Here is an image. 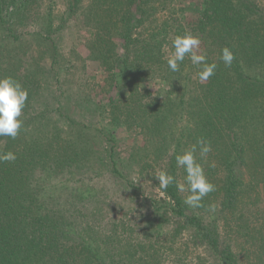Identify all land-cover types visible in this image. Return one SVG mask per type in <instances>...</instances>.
Returning a JSON list of instances; mask_svg holds the SVG:
<instances>
[{
  "label": "trees",
  "instance_id": "trees-1",
  "mask_svg": "<svg viewBox=\"0 0 264 264\" xmlns=\"http://www.w3.org/2000/svg\"><path fill=\"white\" fill-rule=\"evenodd\" d=\"M185 4L189 29L174 14ZM32 17L41 30L25 45L18 28ZM186 32L218 65L207 81L187 57L179 72L167 66ZM78 45L102 65L98 81ZM6 76L29 97L17 138L0 137V153L17 156L0 163V264H168L182 235L214 264H264V0H0ZM201 138L212 150L201 158L197 146V159L215 185L202 207L186 205L175 184L140 197L150 177L162 193L159 171L183 182L176 155ZM93 173L109 182L97 189L130 201V218L101 220L77 186ZM53 180L72 185L52 193Z\"/></svg>",
  "mask_w": 264,
  "mask_h": 264
},
{
  "label": "clouds",
  "instance_id": "clouds-1",
  "mask_svg": "<svg viewBox=\"0 0 264 264\" xmlns=\"http://www.w3.org/2000/svg\"><path fill=\"white\" fill-rule=\"evenodd\" d=\"M200 45V37L190 32L177 35L172 40L174 51L167 59L169 70L174 73L179 72L180 65L187 57L191 64L198 68L197 76L201 82L214 76L218 65L215 62L208 63L206 53L197 54ZM220 60L225 67H231L235 55L230 48L224 47L221 49ZM28 97V90L13 77L0 78V137L17 138L23 128L24 122L21 117L27 106ZM197 146H199L201 158L206 157L212 150L211 143L201 138L182 154L176 155L177 167L183 168L186 173L183 182L176 181L175 177L167 171H159L156 176L162 194L170 185L175 184L178 192L188 193L184 198V203L192 208L202 207L204 198L215 191V185L208 180L203 165L197 159ZM16 159L17 156L12 151L0 153V163L14 162ZM209 208L214 211L215 205H209Z\"/></svg>",
  "mask_w": 264,
  "mask_h": 264
},
{
  "label": "rangeland",
  "instance_id": "rangeland-1",
  "mask_svg": "<svg viewBox=\"0 0 264 264\" xmlns=\"http://www.w3.org/2000/svg\"><path fill=\"white\" fill-rule=\"evenodd\" d=\"M181 6V5H180ZM189 4H185L182 5L181 7L177 6L174 7V14H176V12H178L179 10L180 12V17L181 20L184 22V24L186 25L185 28H188V24H190L192 22V18L190 17V12H189ZM188 8V10H187ZM24 27H19L18 30H20L19 33L22 34L23 38L25 39V45L26 44H32L34 42L37 41V37L33 36L34 33H36L37 31H40L41 29L39 27H41L40 23L37 24V21L34 17L30 18L27 22H24ZM184 28V29H185ZM188 31V30H187ZM87 36V35H86ZM112 43V42H111ZM111 45V44H110ZM78 54L82 55V58L84 59V63L85 65H87V70H89V77L91 76L96 78L93 81H98V79L100 78V75L103 74L102 73V65L100 66L97 62H94V59H92V56L90 55V53L84 48L78 45ZM113 47L119 49L120 44L118 43V41H114ZM205 51V49L201 48L197 54H201L202 51ZM205 53H207V50L205 51ZM77 61V59H75ZM61 68H64L65 66H60ZM59 67V70H60ZM61 73V70H60ZM58 82L56 80L51 81V86L52 89L50 90V92L47 93L46 97L48 98L47 101L48 103L51 105V108L54 107V109H56V98L53 96V94L57 91V86ZM121 147L125 148L127 147V142L125 140H122L120 142ZM97 169V168H94ZM96 173H93L92 175H88V176H82V178H84V180L80 183H78V191L79 193H81L84 197H87L89 194L92 195L91 200L96 202V207L100 206L101 209L99 210L102 214H101V220L105 219V223H113L116 224L119 222V220H121L122 218H130V212H129V207L128 204H130L128 201V203H125L124 197L122 198L121 196H119L115 190L113 189V187L111 186V188L109 186H107V188H105L106 190L101 191V189H97L99 184H96V182L98 183L99 181L103 180L106 181L105 179L107 178V175H101L98 178L96 176ZM102 179V180H101ZM50 183V182H49ZM46 186L47 191L49 192H55L57 191V189H55L56 187V183L60 186V187H65V185H72L70 182L66 183V182H58L57 180H53L52 183H50ZM102 183V184H103ZM106 183H109L106 181ZM155 182H153L152 178H147L146 180H143V184L141 186V190H140V197H146L148 199H152V198H157V197H162V193L160 192V190L158 188H156L155 186ZM129 195V194H128ZM135 197V196H134ZM142 201V200H141ZM140 205L144 204V202H138ZM127 207L128 211L123 210V208ZM139 211H142L141 207H138ZM124 213V215H123ZM128 216L126 217L125 216ZM112 225V226H113ZM121 232L123 230H120ZM177 248L179 247L180 249L177 251H175V253H168L167 259H168V264H214V262L211 261V259L209 258V256L204 252V250L202 248H195L193 246L192 243H190L188 241V238H185L184 235L177 237ZM171 245V242H170ZM168 248V247H167ZM167 248H164L162 250V252L165 250H167Z\"/></svg>",
  "mask_w": 264,
  "mask_h": 264
}]
</instances>
